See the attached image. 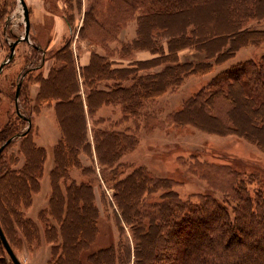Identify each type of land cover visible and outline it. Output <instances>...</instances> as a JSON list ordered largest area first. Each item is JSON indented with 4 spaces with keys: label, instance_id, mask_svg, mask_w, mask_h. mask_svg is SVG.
Returning a JSON list of instances; mask_svg holds the SVG:
<instances>
[{
    "label": "trees",
    "instance_id": "obj_1",
    "mask_svg": "<svg viewBox=\"0 0 264 264\" xmlns=\"http://www.w3.org/2000/svg\"><path fill=\"white\" fill-rule=\"evenodd\" d=\"M117 1L122 7V22L134 19L137 24L136 36L123 43L117 53L126 57L131 51L146 50L157 56L127 68H114V63L107 58L94 54L81 72L82 80L87 82L90 96H93L86 100L88 109L112 102L111 89L92 85L111 79L110 75L120 82L116 91L120 92V101L126 106L125 112L129 113L132 111L130 106L135 105L134 100L156 98L186 76L207 74L214 65L232 58L241 48L264 43V29L251 26L252 22H264V0ZM119 24L116 22L111 29L115 27L117 31ZM189 48L203 53L205 60L178 63V52ZM69 51L68 47L62 50L61 55L64 54L57 59L60 65L51 67L48 77L40 82L37 95V99L52 104L61 135L53 149L54 167L50 174L54 192L48 212L56 222L57 226L53 228L58 234L52 230V264H80L78 253L91 245L97 234L98 209L93 204L91 186L84 183L75 185L72 181L66 183L69 170L77 167L80 152L89 146L83 102L78 94L79 81ZM162 61H172L175 66H168L156 75L137 76V83L130 82L132 78L129 76L125 77V74L133 75L136 70L139 73L159 66ZM38 68H31L30 72ZM123 81L129 84H122ZM219 102L227 105L223 117L217 114L221 112ZM14 112L18 115L16 110ZM24 112L22 118L18 115L23 122L22 127L12 134H21L20 139L27 137L31 129L22 132V128L30 125L31 121L30 113L26 109ZM175 121L213 133L235 134L264 152V54L258 59L236 63L214 76L206 89L186 102L176 114ZM99 136L104 140V153L111 150L106 157L98 151L100 162L109 167L115 163L120 165L115 151H119V139L124 141V137L119 138L116 133L105 138L103 134ZM22 153L25 164L17 170L4 171V186L12 194L18 227L26 236L35 239L36 225L20 216L19 208L29 201L30 194L38 186L44 151L42 147L27 145ZM61 179L66 183L64 191L59 185ZM117 184L113 193L117 213L131 230L139 264H150L156 260L161 245L167 246V264H173L179 254L184 257L185 264H245L243 260H250L253 255L254 263L249 264H264L260 252L254 250L247 255L237 248L238 244L245 242L244 237L239 238V233L246 234V239L251 240L264 232V191L250 193L245 183L239 180L231 192V199L235 202L232 215L227 205L218 204L212 198L204 197L198 203L190 199L181 200L168 180L150 177L141 167L127 173ZM158 190L162 191L154 197ZM210 220L218 224L220 231L206 234ZM248 224L250 229L246 227ZM0 226L15 253L12 237L1 214ZM0 249L4 256L0 264H13L1 240ZM111 250H100L93 257L103 260ZM110 255H113L112 251Z\"/></svg>",
    "mask_w": 264,
    "mask_h": 264
},
{
    "label": "rangeland",
    "instance_id": "obj_2",
    "mask_svg": "<svg viewBox=\"0 0 264 264\" xmlns=\"http://www.w3.org/2000/svg\"><path fill=\"white\" fill-rule=\"evenodd\" d=\"M24 2L29 14L28 40L21 41L15 47L13 59L0 74V148L3 147L0 151V214L12 237L14 254L21 264H52L54 260V242L51 237H54L52 230L56 233L53 227L57 225L49 215L48 208L54 192L50 175L54 167L53 149L61 135L53 118V110L50 109L52 104L37 99V95L40 82L48 77L51 67L57 68L60 65L57 59L64 54L61 55V52L65 47L70 48L77 73L78 94L83 102L89 142L87 150L81 151L78 156L77 167L69 170L66 183L72 181L75 185H90L94 194L93 204L98 209L97 234L93 243L78 253L80 264H139L131 230L119 219L113 198L117 183L127 173L139 167L150 177L168 180L181 200L190 199L198 203L204 197L212 198L218 204L227 205L226 208L231 213L235 206L231 192L239 180L245 183L250 193L264 191V152L253 143L235 134L213 133L189 123L175 121L176 114L186 102L206 89L214 76L236 63L258 59L263 55L264 43L257 47L248 45L241 48L232 58L214 65L207 74L186 76L156 98L134 100L135 105L130 106L132 111L129 113L125 112L126 106L120 101V92L116 91L120 82L114 75H110L111 79L101 83L94 82L92 85L105 90L111 89L112 102L95 105L91 110L88 109L86 100L93 96H90V89L87 82L82 80L81 73L84 55L88 56L89 63L94 54L105 57L114 63V68H127L133 63L157 56L146 50L131 51L126 57L117 53L123 43L136 36V21L130 19L122 22V7L117 0ZM116 22L120 23L117 31L115 27L111 29ZM24 25L19 0H0V64L8 59L10 45L24 35ZM251 26L264 29V22H252ZM107 34L109 37H106ZM141 53H145L143 56L148 58H140L138 54ZM204 60L203 53L191 48L178 52V63ZM173 64L175 66L172 61H162L159 66L139 73L136 70L133 75L125 74V77L129 76L128 78H132L130 82L137 83V76L156 75ZM34 67L39 68L30 72ZM122 84L129 83L123 81ZM218 108L221 112L217 114L223 117L227 105L219 102ZM25 109L30 113L31 121L30 125L22 128V132L30 127L31 129L27 137L20 139L21 134H12L22 127L23 122L18 115L21 118L25 116ZM115 133L120 135L119 138L124 137V141L119 139V151H115L120 165L115 163L113 167H109L100 162L97 155L98 151L102 152L103 157L111 153V150L104 153V140L99 135L103 134L105 138L106 135ZM38 144L44 147L38 186L30 194L29 201L19 208L20 216L36 225L37 232L35 239H32L18 227L12 194L4 186V171L17 170L23 166L26 159L22 150L27 145L41 147ZM66 183L63 179L59 180L63 191ZM161 191L158 190L154 197H158ZM218 227V224L210 220L209 226H206L209 228L206 234L220 231ZM246 227L250 229L249 224ZM56 235L58 236L57 233ZM238 236L245 240L237 246L242 254L249 255L256 250L264 259V232L251 240L246 239V234L243 233ZM159 247V256L150 264H167V246ZM107 248L112 249L113 255L108 256L110 251L103 260H95L96 256H93ZM3 258V251L0 249V260ZM253 261L254 255L250 260H243V263H254ZM173 264H185L184 257L179 254Z\"/></svg>",
    "mask_w": 264,
    "mask_h": 264
},
{
    "label": "water",
    "instance_id": "obj_3",
    "mask_svg": "<svg viewBox=\"0 0 264 264\" xmlns=\"http://www.w3.org/2000/svg\"><path fill=\"white\" fill-rule=\"evenodd\" d=\"M21 6H22V10H23V19H24V23H25V27H24V35L20 38H18L16 41H14L11 45H10V54L8 56V59L5 60L4 62H2L0 64V74L4 68V66L6 64H8L14 57V50H15V47L21 42V41H27L28 40V36H29V28H30V24H29V14H28V10H27V7H26V4L24 2V0H19ZM16 108H17V105H15ZM3 149L0 148V151ZM0 240L3 244V246L5 247V250L11 260V262L13 264H21L20 261L18 260L17 256L14 254L12 248L10 247L3 231H2V228L0 226Z\"/></svg>",
    "mask_w": 264,
    "mask_h": 264
},
{
    "label": "crops",
    "instance_id": "obj_4",
    "mask_svg": "<svg viewBox=\"0 0 264 264\" xmlns=\"http://www.w3.org/2000/svg\"><path fill=\"white\" fill-rule=\"evenodd\" d=\"M143 55H146L145 53H141V54H138V56L140 57V58H143V59H147L148 57H146V56H143ZM87 55H84V58L82 59V63H81V66H86V65H88V63H89V58H88V56L86 57ZM52 106V105H51ZM50 109H52L53 110V106L50 108ZM54 118V117H53ZM54 121H55V119H54ZM58 130V129H57ZM59 132V131H58ZM57 143V142H56ZM39 146H41V147H43V145L42 144H38ZM55 145V144H54ZM44 148V147H43Z\"/></svg>",
    "mask_w": 264,
    "mask_h": 264
},
{
    "label": "bare ground",
    "instance_id": "obj_5",
    "mask_svg": "<svg viewBox=\"0 0 264 264\" xmlns=\"http://www.w3.org/2000/svg\"><path fill=\"white\" fill-rule=\"evenodd\" d=\"M104 51V50H103Z\"/></svg>",
    "mask_w": 264,
    "mask_h": 264
}]
</instances>
